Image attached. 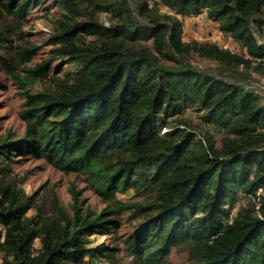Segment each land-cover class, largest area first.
I'll list each match as a JSON object with an SVG mask.
<instances>
[{
  "label": "trees",
  "instance_id": "obj_1",
  "mask_svg": "<svg viewBox=\"0 0 264 264\" xmlns=\"http://www.w3.org/2000/svg\"><path fill=\"white\" fill-rule=\"evenodd\" d=\"M43 2L0 0V67L24 89L26 124L21 137L0 133V175L3 163L26 151L84 173L108 204L145 215L123 240L135 264H167L172 248L181 246L189 251V264H264V103L241 81L188 60L197 54L264 77V0H161L172 14L143 0L138 9L149 20L144 23L128 0H53L63 15L49 38L53 55L31 66L42 46L24 42L26 33L4 20L20 22ZM88 7L117 21L70 23ZM202 14L245 52L183 40L184 18ZM83 32L96 39L80 44ZM58 57L71 65L65 76L30 91ZM189 107L224 132L220 147L211 134L198 137L188 128L182 114ZM128 189L148 198L131 204L118 197ZM0 195L5 264L115 262L117 245L94 246L89 238L115 228L106 210L70 219L54 194L62 218L31 226L34 217L26 214L33 198L10 181L0 186ZM241 196L258 202L236 209Z\"/></svg>",
  "mask_w": 264,
  "mask_h": 264
},
{
  "label": "rangeland",
  "instance_id": "obj_2",
  "mask_svg": "<svg viewBox=\"0 0 264 264\" xmlns=\"http://www.w3.org/2000/svg\"><path fill=\"white\" fill-rule=\"evenodd\" d=\"M135 15L143 23L148 22L147 17L139 13L138 4L143 0H128ZM150 8L155 5L159 13L172 14L168 6L161 0H145ZM94 18L104 26H111L117 19L109 12L101 11L98 8L88 7L77 15L76 18L69 20L71 24L84 22ZM59 18H63L62 10L53 3V0H44L39 6H35L31 14L26 19L13 23L11 19H5L4 22L13 30L15 27L22 29L26 33L25 41L41 45L40 51L29 62L31 66H37L40 62L53 55L50 48L49 38L56 32ZM183 40L186 42L216 43L223 48H228L236 53H244L245 49L241 43L230 34L218 29L217 24L213 23L204 14L190 15L184 18ZM94 21V20H93ZM12 32V38H15ZM80 44H86L96 39L91 33L83 32ZM21 41L15 39V43ZM149 45L151 41L146 42ZM188 60L193 64L208 69L224 78L236 81L239 80L248 87L256 90L264 103V77L259 73L247 70L243 67L238 69L223 68L216 61L202 58L197 54H191ZM52 69L48 75L30 86V91L38 92L50 87L54 78L65 76V72L71 67L66 57H58L52 61ZM21 73H23L21 71ZM0 79L5 83L6 88L0 90V133H12L18 137L24 135L26 124L21 117V111L24 108L25 95L24 89L20 88L10 77V75L0 67ZM186 124L196 130L198 137H206L211 134L217 141V146L222 145L224 132L212 124H207L202 118V112L193 107L187 108L182 114ZM13 159L3 163L6 170L0 175V186L6 181L14 182L22 188L25 193L33 198L34 205L27 212L26 218L34 217L29 221L31 226H40L41 221L60 220L61 214L55 207L54 194L57 196L58 204L63 213L70 219H73L77 212L82 214H98L106 210V217L116 220L115 228L110 233L101 232L97 235H90L92 245L114 244L119 248L116 252L115 262L108 264H135L133 258L129 256L123 242L129 234L136 230V226L145 219V215L137 213L133 209H116L108 204L99 194L95 192L89 183L87 176L79 171H67L59 168L44 158H35L27 151L25 153H15ZM259 190V193H263ZM118 197L125 199L131 204L144 203L148 198L146 196L135 195L133 189L124 192H117ZM0 198L1 195H0ZM258 202L257 198L241 196L238 200L236 209L244 205H250ZM114 210V211H112ZM39 223V224H38ZM41 247L40 239L34 241V248L38 250ZM6 255L0 251V264H5ZM11 259V257H8ZM190 254L186 247H173L168 255L167 264H189ZM107 264V263H106Z\"/></svg>",
  "mask_w": 264,
  "mask_h": 264
}]
</instances>
